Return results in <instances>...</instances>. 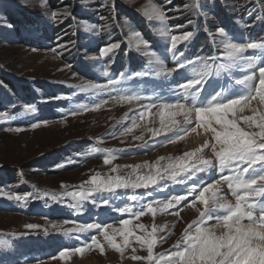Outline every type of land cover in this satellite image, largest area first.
<instances>
[{"label": "rangeland", "instance_id": "rangeland-1", "mask_svg": "<svg viewBox=\"0 0 264 264\" xmlns=\"http://www.w3.org/2000/svg\"><path fill=\"white\" fill-rule=\"evenodd\" d=\"M59 1H69L72 8H53L57 0H0V113L10 117L7 120H0V239L9 243L8 247H0V264H83V260L87 258L93 261L92 264H148L147 261H134L130 258L132 248H136V254L139 256L147 255V245L141 246L136 242L135 237L148 239L152 234L153 226H157L158 229L164 226L163 231L158 230L152 234L157 240L153 254L155 256L174 251V245L182 239L187 225L200 218L196 208L203 210L204 207L198 206L193 196L189 195L187 200L182 201L176 208L165 211L158 209L153 216L152 213L147 212L146 203L152 200L162 201L173 195H184L193 191L194 185L195 194H198L203 186L219 180L221 176L230 175L228 170L221 171L218 166L205 168L195 175L182 174L175 179L165 173L163 179L157 177V184L148 188L130 186L111 192H94L87 200L82 201L79 207L72 206L77 202L70 193L90 187L85 182L97 173L100 174V179L119 175L134 182L137 176L155 171L147 167L134 171V166L143 165L145 162L155 164L159 157H165L166 159L160 162L163 166L168 162V157L175 160L185 152H191L193 149L188 151L185 149V137L175 143H168V139L173 137L172 132L161 131L160 135L152 136L148 129H160L158 113L164 115L166 126L170 125L172 119L182 123L183 115L170 116V113L177 111L176 109H164L161 106L177 103L190 106V96L178 89L177 85L193 78V69L198 65H187L185 68L177 69L167 78L131 77L119 84L109 85L110 89L106 91L82 90L80 85L89 82L79 79L59 60L64 45L63 38L70 35V32L68 33L64 28L65 21L69 15L78 14L80 18L73 19L76 22L75 29L85 37L86 46H91L94 39L101 38L102 33L100 30L96 31L98 27L89 23V20L97 17L105 21L106 8L112 7L115 2L123 9L121 15L117 13L118 7L115 9L117 25L121 27L129 43L133 46L135 41L130 33L140 32L138 23L148 21L150 29L158 34L166 67L173 69L176 68L177 60L196 61L197 58L203 60L205 56H209L216 57L217 62H220L218 60L222 57L223 49L219 46V37L213 39L218 27L225 28L236 41L249 39L264 41V13L261 12L264 11V0H220L229 10L228 19L221 21L213 20L211 17L212 11L209 9L211 1L183 0L188 7L182 9L177 7L173 13L177 10H189L194 4L199 3L201 25L204 23L206 32L210 35L205 38L201 47H199L200 41H197V50L193 44L178 45L175 58L172 52L166 51L170 43L167 42V38L159 35V22H150L146 18L145 11L150 4L163 9L162 5H157L152 0H106L104 3H101L103 0ZM162 2L166 6L169 5L168 0ZM173 2L175 0H171L170 4ZM238 5H242V8L236 10ZM164 11L168 17L170 12L168 14L165 9ZM52 12H56L57 16L53 17ZM248 26L249 28H246ZM254 30H257L255 37ZM96 49L98 48L95 47L92 51ZM94 53L84 52V56L92 58ZM244 55L252 56L253 50H248ZM260 62L254 61V65ZM180 73H183L182 77L178 76ZM248 73L250 69L247 63L241 61L237 71L232 69L224 75L221 73L223 76L219 77L213 74L203 85L199 99H204L221 88L228 89L229 93L244 91L243 86L235 85L234 81ZM199 87L197 85V88ZM74 89L81 94L83 101L88 105L85 112L78 117L52 121V123L30 124L29 122L32 121L25 119L27 122H18V119L11 115V112L18 108L16 115H20L28 111L26 107L30 106L40 116H55L60 108L53 107L54 102L70 99ZM190 91L194 92L195 89ZM109 93L117 96V99H111ZM119 94H132L140 98L125 102L119 99ZM95 104H100V107L93 110ZM149 105L155 106L149 107ZM252 107L264 111V105L253 101L249 108H245L243 112L237 111L235 115L238 117L252 115L250 111ZM228 118H232V114ZM33 124L39 126L33 128ZM192 126H195L194 114ZM240 126L244 127L242 120ZM129 127L132 131L121 135L125 128ZM17 128L21 131H15ZM250 130L258 131V129ZM204 134L207 139L211 138L210 133L204 132ZM140 135H143V140L134 139ZM165 135L166 137H163ZM74 141L76 144L94 141L98 145L99 152L92 153L89 149L86 152L82 150L78 155L74 154V143H72ZM104 150H113L111 154L116 157L107 165L104 163V156L109 153ZM65 155L68 156L69 164ZM203 155L205 158L214 159V154L209 148L203 150ZM137 157L139 159H135ZM67 164L72 165L68 167ZM57 167H61L62 170L55 172ZM113 168H116V171H112ZM130 173L133 174L130 176ZM16 194L29 195L26 200L20 201L9 198ZM219 194L232 203L235 202L227 182H221ZM133 197L135 199H132ZM105 199L108 201L107 205L102 203ZM193 203L195 207L192 206ZM126 207L132 211H119ZM141 207H145L146 214L137 219L133 214ZM153 207L158 206L154 204ZM183 208L185 212L182 211L178 216L169 214L177 210L180 212ZM193 211L196 212L194 217H192ZM121 220H128L129 223L122 225ZM93 223L109 224L112 228H125L133 233L129 237L131 246L125 251L124 258L110 247H106L105 253L101 254L95 246L91 248L93 246L91 245L90 248H85L83 254H70L60 259L59 252L62 249L81 247L80 245H83L81 242L90 245L93 235L103 242V237L96 229L72 232L68 235L64 232V229ZM140 224H143L146 230L140 229L138 227ZM214 224L215 220L207 222L208 226ZM26 225L38 227L29 229ZM53 225L56 227L54 228ZM112 228H109L110 234ZM75 234L77 237H72ZM114 238L117 243L123 244L119 231Z\"/></svg>", "mask_w": 264, "mask_h": 264}, {"label": "snow or ice", "instance_id": "snow-or-ice-1", "mask_svg": "<svg viewBox=\"0 0 264 264\" xmlns=\"http://www.w3.org/2000/svg\"><path fill=\"white\" fill-rule=\"evenodd\" d=\"M171 3V0H168ZM187 8L188 5H185ZM197 11L200 9L199 3L192 6ZM67 14V13H65ZM53 17L57 16L56 12H52ZM146 18L151 21H157L160 24L158 33L161 37L167 38L170 46L166 51H170L175 58L177 55L178 45L183 42H188L193 37V32L185 31L180 33L179 30L184 28V25H175L177 34H171L170 27L165 23L168 17L165 11L154 4H150L145 11ZM192 23L191 20L188 21ZM135 38L133 46L138 52H142L147 59V66L144 70L135 72L131 75L121 72L118 79L110 78L108 85H116L122 81L135 77L146 76H164L167 78L177 69L185 68L187 65H198L194 67V76L186 80L184 83L177 85V88L182 90L186 95L190 96V106L177 103L162 105L164 109H176L177 111L170 113V116L183 115V121L178 122L175 119L171 120L170 125L166 126L163 114L160 115V129H148L152 136H158L161 131L172 132L173 137L168 139V143H175L178 140L184 139L189 133H197V128H203L205 133H210L211 138L205 139L200 147L193 149L191 152H185L182 156L168 157V162L161 166V161L165 157H159L155 164L145 162L143 165L134 166L135 169L147 167L155 169L154 172H149L146 175L137 176L133 182L129 178L108 177L100 179V174L97 173L85 182L90 187L72 192L70 195L77 202L73 207L81 206V202L85 201L94 192L114 191L118 188H148L157 184V177L164 178L167 173L171 178L182 174L195 175L196 172L204 171L205 168L217 167L221 170H228L230 175L221 176L219 180L203 186L198 194H195V185L193 191L184 195H173L162 201H148L146 210L155 216L159 210L165 211L176 208L181 205L182 201H186L189 195L193 196L194 201H198L204 206L203 210L196 208L199 213V219L190 222L184 229L182 239L174 245V251H167L154 256L153 247L157 243L154 235L158 230L163 231L164 226H153L150 238L145 239L141 236H136L135 240L141 246L147 245L146 256L136 254V248L131 249L130 258L134 261H147L148 264H264V111L257 107L250 108L252 115L238 117L235 115L237 111L243 112L245 108H249L253 101H257L259 105H264V41L247 40L236 41L234 36H230L226 29L218 27L216 35L219 37V46L223 49L222 62H217L216 57L196 61H176V68L169 69L162 58L163 54H158L154 51H149V42L141 37L138 31L130 33ZM120 48L119 43H110L100 49V56H107L109 53H114ZM248 50H253L252 56H245ZM180 55H183L180 53ZM261 61L254 65V61ZM211 61V62H209ZM247 63L250 73L243 75L241 78H236L235 85L243 86L244 91L229 93L228 89L221 88L219 91H214L208 97L199 99V94L203 89V85L207 79L215 74L219 76L222 72H231L234 68L240 67V62ZM258 72V77H257ZM107 75V72L105 73ZM197 85L200 87L197 88ZM82 90H91L93 92L106 91L107 88L100 84H82ZM195 89V91H190ZM111 99H117V96L111 95ZM140 97L132 94H119V99L125 102L138 100ZM106 103V101H102ZM155 105H149L154 107ZM100 104H95L93 110L98 109ZM28 111H34L30 106L26 107ZM73 115L78 114L73 111ZM193 114L195 126L193 125ZM232 114V118H228ZM209 117V119H206ZM10 117L0 113V120H7ZM243 121L244 127L240 126V121ZM135 126V121L132 122ZM180 125V126H178ZM214 125H218L217 128ZM38 124H33L32 127H38ZM258 129V131L250 130ZM12 130V129H6ZM15 131H21L17 128ZM132 128H125V133H130ZM199 134V133H197ZM134 139L143 140V135L136 136ZM214 141V142H213ZM209 148L214 154L213 158H205L203 150ZM108 155L104 156V163L110 164L116 157L112 155L113 150H104ZM200 154V155H197ZM194 161V162H192ZM112 171H116L113 168ZM133 173H130V176ZM227 182L229 189L232 190V195L235 202L232 203L226 197L221 196L220 184ZM29 194L21 196L16 194L9 198H14L17 201L26 200ZM55 198V196H53ZM132 199H135L133 197ZM102 203L107 205L108 201L102 200ZM156 204L158 207H153ZM195 207V203L192 204ZM145 207H141L133 215L139 218L146 214ZM121 212H131L130 208L119 209ZM222 213V214H220ZM179 215V210L169 213ZM215 220V224L208 226L207 222ZM68 223V221H65ZM122 225H127L128 220H121ZM27 228H37V225H26ZM55 228L56 226L53 225ZM142 230H146L143 224L138 226ZM109 224H85L74 228L64 229L66 235L72 232H85L91 229H96L103 237V242L97 239V236L91 237V245L99 250L101 254L105 253L106 247L120 254L124 258L125 251L130 247L129 237L133 233L125 228H112V234L109 233ZM59 230V229H58ZM219 230V231H217ZM47 231V230H45ZM119 234L123 238V244H119L115 240V234ZM91 245L85 244L76 248H65L59 252V258L64 259L70 254H83L85 248H90ZM7 240L0 239V247H8ZM56 257H53L55 259Z\"/></svg>", "mask_w": 264, "mask_h": 264}, {"label": "trees", "instance_id": "trees-1", "mask_svg": "<svg viewBox=\"0 0 264 264\" xmlns=\"http://www.w3.org/2000/svg\"><path fill=\"white\" fill-rule=\"evenodd\" d=\"M207 2L211 1V4L209 5V9H211V17L213 20H224L228 19L229 10L227 9V6L221 2L220 0H206ZM95 2H98V0H95ZM106 0H103L104 3ZM157 5H162L163 10H166V13L170 14L168 15V22L169 27L171 29L172 34H177V30L175 29V25H184V28L180 29L179 32L183 33L185 31H191L193 32V37L188 42H183L179 44L180 46L187 45V44H193L196 47L197 50V41H200L199 47H201L202 43L205 41V38H208L209 35L206 32L204 23L201 25L200 20V14L199 11L191 7L189 10H177L175 13L173 11L179 7V9H182L185 7V2L183 0H175L172 4H169L166 6L162 0H152ZM53 7V4L51 5ZM72 8L69 1H63L60 2L57 0V4L55 9L59 8ZM118 7L117 13L118 15H121V11L123 10L118 4L115 2L113 3L112 7L106 8V16H104V20H100L99 18H91L89 20V23L94 24L95 27H98L96 31H99L102 33L101 38L94 39L93 44L91 46H86V40L81 33L75 29V20L80 18L78 14L76 15H69L67 17V21H65L64 28L67 29L68 33L70 32V35L63 38V47L62 51L60 52L59 60L69 69L71 72H73L79 79H82L84 81H87L92 84H103L106 86L107 89H110L108 85V80L110 78L112 79H118L119 74L121 72H125L128 75H131L135 72L142 71L147 66V57L145 55H142L140 52H138L126 39L125 34H123V31L121 30V27L117 25L116 22V8ZM244 7V6H243ZM242 5H238L235 9H241ZM236 12V11H235ZM234 12V13H235ZM264 13V11H261ZM132 16V15H131ZM172 18V19H171ZM107 20V21H106ZM170 20V21H169ZM191 20L192 23L189 26L188 21ZM140 21V20H139ZM212 23V22H211ZM138 24H140V32L142 35V38L149 42V51H154L158 54H163L162 57H164L163 50L160 48V42L157 37V33L150 29V25L148 21H140ZM95 33V31H92ZM92 34V33H90ZM119 43L120 48L116 49L114 53H109L107 56H100V49L104 47L105 45H108L110 43ZM168 42V40H167ZM166 42V43H167ZM165 43V44H166ZM98 48L94 51L92 49ZM163 48V47H162ZM84 52L92 53L95 52L92 56V58H89V56H84ZM223 53V52H222ZM221 53V55H222ZM209 58V56H205L204 59ZM218 61L222 62V57ZM211 62V61H209ZM95 64V65H93ZM237 70L238 68H234ZM107 72V75L105 73ZM225 73L229 72H222L224 75ZM95 74L98 76L96 77ZM220 74L219 76H223ZM216 76V77H219ZM135 77V76H132ZM152 76H146L143 77L144 79L149 78ZM141 78V77H140ZM222 78V77H221ZM98 79V81H94ZM220 80L218 81L219 84ZM85 84V83H84ZM116 87V86H114ZM114 87H112L114 89ZM53 107H59L60 111L57 115L52 116H40L36 113L35 109L34 111H26L20 115H16V110L19 111V108L16 110H13L11 112V115L14 116V118L18 119V122H29L30 124L36 123V122H51L52 121H60L62 119L72 118V117H78L82 115L86 108L87 103L83 101V98L81 94L78 93L77 90L72 91V95L70 99L60 102L55 101L52 105ZM73 111H76L78 114L73 115ZM26 117V118H25ZM27 119V121H25ZM163 137H166L163 136ZM74 143V154H80L81 151L84 150L85 152L87 150H91L92 153L99 152L98 145L95 144L94 141H89L82 144H76ZM97 145V146H96ZM70 154V153H69ZM73 154V155H74ZM71 155V154H70ZM66 162L69 164V160L67 159L68 156L65 155ZM63 163H61L62 165ZM67 164V165H68ZM72 164L68 165L71 166ZM57 171L62 170L61 167L56 168ZM72 237H77V234L72 235ZM87 239V237H86ZM46 241V240H45ZM44 241V242H45ZM44 242H41L43 244ZM84 246L85 244L81 242ZM91 245V240H90ZM79 246V245H78ZM94 245L91 247L93 248Z\"/></svg>", "mask_w": 264, "mask_h": 264}, {"label": "bare ground", "instance_id": "bare-ground-1", "mask_svg": "<svg viewBox=\"0 0 264 264\" xmlns=\"http://www.w3.org/2000/svg\"><path fill=\"white\" fill-rule=\"evenodd\" d=\"M179 77L183 76V73H180L178 75ZM199 133V134H197ZM197 133H190L188 136H185V149L188 150H192L194 148H196L198 145H201L205 139H207V136L204 134V130L203 128H197ZM163 149V148H162ZM185 150V151H186ZM210 157V156H209ZM135 159H139V157L135 158ZM134 160V159H131ZM202 183V182H201ZM184 184H186L184 182ZM164 189V188H163ZM198 206L202 207L203 205H201L198 201H196ZM204 207V206H203ZM188 208V207H187ZM192 208V207H191ZM185 208H183L182 210H180L179 213H181ZM187 210V209H186ZM185 212V211H183ZM194 212V211H193ZM196 215V212H194L192 214V217H194ZM92 260L90 258H87L85 260H83V264H92Z\"/></svg>", "mask_w": 264, "mask_h": 264}]
</instances>
